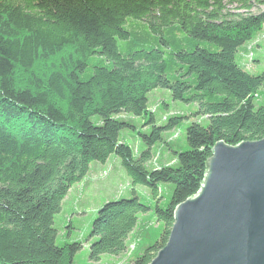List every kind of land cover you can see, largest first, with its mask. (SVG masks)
Masks as SVG:
<instances>
[{
	"label": "trees",
	"instance_id": "obj_1",
	"mask_svg": "<svg viewBox=\"0 0 264 264\" xmlns=\"http://www.w3.org/2000/svg\"><path fill=\"white\" fill-rule=\"evenodd\" d=\"M263 26L264 0H0V264H75L85 243L86 264H149L213 146L264 140V73L236 59ZM155 90L196 106L183 151L164 135L187 118L157 125ZM110 156L128 197L96 210L84 242L57 244L69 190Z\"/></svg>",
	"mask_w": 264,
	"mask_h": 264
},
{
	"label": "water",
	"instance_id": "obj_2",
	"mask_svg": "<svg viewBox=\"0 0 264 264\" xmlns=\"http://www.w3.org/2000/svg\"><path fill=\"white\" fill-rule=\"evenodd\" d=\"M149 264H264V140L213 146L197 194L175 207Z\"/></svg>",
	"mask_w": 264,
	"mask_h": 264
},
{
	"label": "rangeland",
	"instance_id": "obj_3",
	"mask_svg": "<svg viewBox=\"0 0 264 264\" xmlns=\"http://www.w3.org/2000/svg\"><path fill=\"white\" fill-rule=\"evenodd\" d=\"M263 9V8H262ZM258 10H253L256 13ZM237 62L245 68L251 75H261L264 73V26L262 30L253 37V40L242 47L237 56ZM264 92V86L262 90ZM149 111L155 115L157 125L163 123V119L171 115L185 116L187 119L181 121V125L177 130L164 135L167 136L169 142L178 144L179 151L186 148L185 144V129L194 122H199L200 119L194 115L196 112L195 105H184L180 102L173 101L171 95L165 90H155L148 96ZM121 117H125L121 115ZM139 126L142 121L134 119ZM130 133L122 132L121 141L129 145L131 148L138 147L137 140L131 138ZM174 149V150H176ZM157 150V149H156ZM156 150L153 153H156ZM130 182L124 170L121 168L118 159L115 156H110L107 163L102 165L92 163L89 172L85 178L79 183L71 187L67 197L64 200L62 211L55 216V228L58 231L57 244L62 240L84 242L88 234V225L93 218L96 210L108 201L119 197V194L124 197L129 194ZM171 185H164V191L167 196L169 191L166 188H171ZM136 194L142 198L143 194L147 193L146 189L140 186L135 188ZM141 201H144L143 199ZM71 222L73 229L68 230V223ZM137 231V230H136ZM135 231V232H136ZM84 237V238H83ZM140 233H134L129 239L128 250H132L134 242L140 238ZM88 256V247L85 243L83 249L75 258V264H86ZM128 253L120 258L104 256L101 264H126Z\"/></svg>",
	"mask_w": 264,
	"mask_h": 264
}]
</instances>
